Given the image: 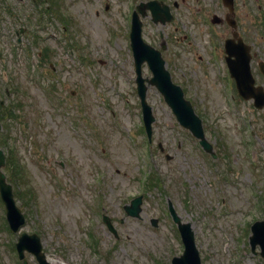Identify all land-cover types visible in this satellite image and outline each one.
<instances>
[{"label": "rangeland", "instance_id": "374dc122", "mask_svg": "<svg viewBox=\"0 0 264 264\" xmlns=\"http://www.w3.org/2000/svg\"><path fill=\"white\" fill-rule=\"evenodd\" d=\"M143 1L59 0L58 9L48 1L39 21L36 1L0 0V144L25 167L13 184L25 217L20 229L11 230L0 199V264H23L15 244L21 232H36L48 257L63 264L170 263L184 245L169 202L191 223L202 264H264L259 245L253 253L249 243L252 222L264 218V108L228 85L230 10L222 0H164L173 20L141 17L144 41L162 51L214 157L153 84L148 142L129 36L132 9ZM234 9L264 86L257 64L264 59V0H235ZM214 14L225 21L213 23ZM142 69L152 77L147 62ZM140 193V217L128 216L124 205Z\"/></svg>", "mask_w": 264, "mask_h": 264}, {"label": "water", "instance_id": "95a60500", "mask_svg": "<svg viewBox=\"0 0 264 264\" xmlns=\"http://www.w3.org/2000/svg\"><path fill=\"white\" fill-rule=\"evenodd\" d=\"M228 6L233 11V2L234 0H226ZM143 6L149 7L151 12H153L154 21L160 20L162 23L167 22V20H171L173 15L170 11V7L166 5H161V2L156 0L150 1L147 3H143L139 6L141 12L145 14L143 11ZM214 21H219L220 19L215 15L213 18ZM230 23L235 27L236 21L232 19H228ZM132 31H131V39H132V47L134 50V58H135V69L137 70L136 81L138 82V92L141 97V103H143V113L145 114V126H147L148 134H151L152 131V121L154 120V115L152 114L151 106L146 103V95H147V84L146 80H148L149 84H155L157 88L164 94L166 102L171 105L174 113H176L177 118L181 124L189 127L193 134L197 135L201 138V144L205 146L208 150H212V146L208 143L205 138V134L203 132L202 123L196 112L192 107L190 101L185 99L184 91L180 88L179 85H176L171 79L170 71L165 68V60L161 56L160 50L157 48L150 46L146 42H144L141 29L142 24L139 19L138 13H135L132 20ZM237 35V32H235ZM237 39H241L238 37ZM234 40V39H228ZM227 41V52L230 55L235 54L237 57L236 61L230 60L228 57L229 65L233 69V75L237 79L238 87L240 88L241 94L245 98L253 97L255 98V105L259 108L264 106V89L261 86H255V79L252 76L250 70V59L251 54L249 53V47L245 46L243 42H240L235 45L234 51L231 49V43ZM165 47V46H164ZM148 60L150 69L153 70V77L148 79L142 76L141 65L144 61ZM236 62L238 64H236ZM1 128V121H0ZM6 154H4V150L0 148V189L3 200L6 202V207L8 211V220L11 223V226L14 230L23 224L24 215L22 211L17 207L15 199L13 198V192L11 188V184L7 183L5 173L2 171V166L5 163ZM141 197L136 198L132 201L131 205L127 206L126 209L128 214L133 216H139L141 212ZM172 213L175 219L179 222V217L176 215L174 210L172 209ZM106 221L110 229H113L110 218L106 217ZM156 224V220H154ZM182 236L185 241V252L184 254L174 257L171 264H202L201 259L198 254V250L195 247V237L193 236V231L191 225L189 223L182 224L180 223ZM115 231V229H113ZM253 236H252V245L253 248H256V243L261 245L262 251L261 254L264 256V220L255 221V224L252 227ZM18 250L21 257H24V250L28 249L33 252L40 263L48 264L45 261V254L42 251L43 244L37 234H27L23 233L18 241ZM27 264V262H25Z\"/></svg>", "mask_w": 264, "mask_h": 264}, {"label": "trees", "instance_id": "16d2710c", "mask_svg": "<svg viewBox=\"0 0 264 264\" xmlns=\"http://www.w3.org/2000/svg\"><path fill=\"white\" fill-rule=\"evenodd\" d=\"M11 161H12V156L9 157L8 163L10 164ZM14 165L20 168L19 172H20V174H21V176H22V173H23V172H22L21 170L24 168V166H23V165H22V166L19 165L18 161L14 162ZM15 176H18V174L16 175V174L14 173V171L12 170V171H11V175H10L12 181H15V178H16ZM22 178H23V177H22Z\"/></svg>", "mask_w": 264, "mask_h": 264}, {"label": "bare ground", "instance_id": "6f19581e", "mask_svg": "<svg viewBox=\"0 0 264 264\" xmlns=\"http://www.w3.org/2000/svg\"><path fill=\"white\" fill-rule=\"evenodd\" d=\"M49 261L51 262V264H62L60 261H58L57 259L55 258H49Z\"/></svg>", "mask_w": 264, "mask_h": 264}]
</instances>
